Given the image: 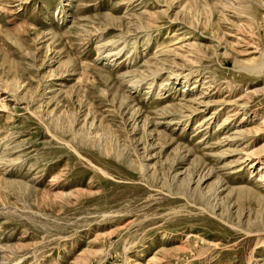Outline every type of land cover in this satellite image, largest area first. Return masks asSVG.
Instances as JSON below:
<instances>
[{"label":"rangeland","instance_id":"obj_1","mask_svg":"<svg viewBox=\"0 0 264 264\" xmlns=\"http://www.w3.org/2000/svg\"><path fill=\"white\" fill-rule=\"evenodd\" d=\"M0 264H264V0H0Z\"/></svg>","mask_w":264,"mask_h":264},{"label":"bare ground","instance_id":"obj_2","mask_svg":"<svg viewBox=\"0 0 264 264\" xmlns=\"http://www.w3.org/2000/svg\"><path fill=\"white\" fill-rule=\"evenodd\" d=\"M242 0H239L241 2ZM244 1V0H243ZM263 67V66H262ZM262 67H259L258 71L262 70ZM258 68V67H257Z\"/></svg>","mask_w":264,"mask_h":264}]
</instances>
